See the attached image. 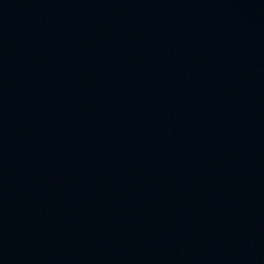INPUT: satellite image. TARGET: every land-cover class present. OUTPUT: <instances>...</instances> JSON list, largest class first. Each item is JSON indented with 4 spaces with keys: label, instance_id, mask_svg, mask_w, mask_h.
Wrapping results in <instances>:
<instances>
[{
    "label": "water",
    "instance_id": "water-1",
    "mask_svg": "<svg viewBox=\"0 0 264 264\" xmlns=\"http://www.w3.org/2000/svg\"><path fill=\"white\" fill-rule=\"evenodd\" d=\"M0 264H264V0H0Z\"/></svg>",
    "mask_w": 264,
    "mask_h": 264
}]
</instances>
